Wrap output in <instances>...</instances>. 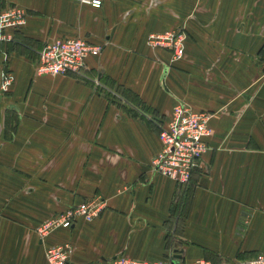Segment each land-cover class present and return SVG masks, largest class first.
<instances>
[{"label": "crops", "instance_id": "obj_1", "mask_svg": "<svg viewBox=\"0 0 264 264\" xmlns=\"http://www.w3.org/2000/svg\"><path fill=\"white\" fill-rule=\"evenodd\" d=\"M0 0L25 13L0 41V264H45L53 244L71 264H240L264 253V0ZM181 28L173 60L150 35ZM56 38L100 48L78 77L39 76ZM181 102L209 114L189 181L154 175L157 134ZM103 200L39 240L59 212Z\"/></svg>", "mask_w": 264, "mask_h": 264}, {"label": "built area", "instance_id": "obj_2", "mask_svg": "<svg viewBox=\"0 0 264 264\" xmlns=\"http://www.w3.org/2000/svg\"><path fill=\"white\" fill-rule=\"evenodd\" d=\"M78 5H87L97 9L100 0H72ZM25 13L14 5L0 3V41H10L12 33L24 21ZM184 34L181 28L162 34L150 35L148 44L153 48H164L173 60L183 55L182 42ZM100 48L79 38H56L43 45L37 53L35 64L39 76H67L78 77L85 69V60L97 57ZM210 116L205 112H193L185 104L178 102L171 110L170 118L157 134L161 148L150 159V171L154 175H164L179 185L186 184L192 171L198 166L201 154L205 150L203 139L210 134L208 120ZM103 209V200L93 197L88 201L68 207L53 215L37 227L39 240L57 229H70L74 222L82 220L90 223L95 220ZM72 246L65 242L53 244L44 250L45 264H71ZM109 264H186L168 258L157 262H137L122 256L114 257ZM198 264V262H196ZM240 264H264V253H257L253 257L243 260Z\"/></svg>", "mask_w": 264, "mask_h": 264}]
</instances>
